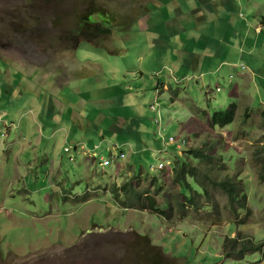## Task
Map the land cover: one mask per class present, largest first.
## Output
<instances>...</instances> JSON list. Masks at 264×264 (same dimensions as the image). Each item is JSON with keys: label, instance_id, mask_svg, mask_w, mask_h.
Wrapping results in <instances>:
<instances>
[{"label": "rangeland", "instance_id": "1", "mask_svg": "<svg viewBox=\"0 0 264 264\" xmlns=\"http://www.w3.org/2000/svg\"><path fill=\"white\" fill-rule=\"evenodd\" d=\"M263 17L264 0H0L7 79L38 82L20 122H0V264H264ZM232 104L234 122L213 128ZM190 147L224 155L250 213L210 187L215 208L161 220L103 190L132 167L170 187L174 148ZM234 237L260 249L226 257Z\"/></svg>", "mask_w": 264, "mask_h": 264}, {"label": "trees", "instance_id": "2", "mask_svg": "<svg viewBox=\"0 0 264 264\" xmlns=\"http://www.w3.org/2000/svg\"><path fill=\"white\" fill-rule=\"evenodd\" d=\"M97 15L94 16L93 12L84 13L79 20L92 26L103 20L104 16ZM236 108L237 105L232 104L226 111L214 112L209 118V124L213 128L216 126L224 128L230 125L236 118ZM174 152L170 168L171 184H168L170 187L167 186V183H163L159 176H153L150 172L143 174L142 171L139 173L135 170L133 176H128L126 179L117 180L116 176V181H112V183L108 181L103 190L109 192L121 207L147 211L161 220H171L175 215L185 219L190 208L194 210L215 208L212 204L210 187L216 188L226 195L228 208L232 212L245 210L250 213L247 207L248 195L245 191V184L237 175L229 174V167L226 165L223 154L215 158V154L212 156L203 147L185 148L181 153L177 148H174ZM223 169H227L225 171L227 175L221 178L220 174ZM149 174L151 177L148 176ZM118 176L123 177L122 174ZM260 178L264 180V163L261 166ZM143 183L147 186H145V190H140ZM166 190L170 195L167 201L164 198ZM199 199L207 200L209 203L203 205ZM230 243L232 244L231 250L228 247ZM257 248L260 249L254 241L253 243L240 244L238 238L234 237L224 243L223 255L230 257L231 253L233 255L235 253V255L241 254L243 257L247 250H257Z\"/></svg>", "mask_w": 264, "mask_h": 264}, {"label": "crops", "instance_id": "3", "mask_svg": "<svg viewBox=\"0 0 264 264\" xmlns=\"http://www.w3.org/2000/svg\"><path fill=\"white\" fill-rule=\"evenodd\" d=\"M0 60L5 65V67L0 68V81H1L0 98H2L3 103L6 102V105H4L6 107V109L0 111V122L3 124L4 127L10 129L11 127H14L17 122H20L19 120L17 122H15L13 120V118H16L18 116V119H20L21 115H20V112H19L20 108H19L18 104L21 102L20 95L23 93V89L28 91V89L31 87V90H32V86L34 85V83L37 84L38 82H35V80H36L35 71L34 72H30V73L25 75V73H23V68H22V76H23L24 79H27L26 82L21 87V81H20V78H19L18 79V83L13 84L12 83V81H13V73L7 79V76H8L7 70H8V67H9L8 63H7L8 60L6 61L3 58H0ZM17 64H18V67L21 68V64L20 63H17ZM20 71H21V69H20ZM24 76H26V77H24ZM49 83H51V81L48 80V78L40 82L41 87L45 88L46 92H47V89L49 88L47 86ZM9 101L13 102V104L11 106L7 105V102H9ZM25 112L28 113V114L31 113L32 112V108L29 109L28 111H25ZM20 151L21 150L19 149L18 152L15 154L16 161H21L18 158V154H19ZM116 158L117 157H115L114 159H116ZM87 159H88V157H87ZM117 163H115L114 165L116 166ZM115 166H114V169H115ZM135 170H136V168L132 167V170H130V173L134 172ZM143 174H145V172Z\"/></svg>", "mask_w": 264, "mask_h": 264}, {"label": "built area", "instance_id": "4", "mask_svg": "<svg viewBox=\"0 0 264 264\" xmlns=\"http://www.w3.org/2000/svg\"><path fill=\"white\" fill-rule=\"evenodd\" d=\"M219 90V89H218ZM179 139H175L173 137V139H171V137L169 138V142L171 143H177V146L180 147L181 145L185 144L186 141L185 140H181V143L179 144ZM100 164H102V166H106L109 164V161L108 160H103Z\"/></svg>", "mask_w": 264, "mask_h": 264}, {"label": "bare ground", "instance_id": "5", "mask_svg": "<svg viewBox=\"0 0 264 264\" xmlns=\"http://www.w3.org/2000/svg\"><path fill=\"white\" fill-rule=\"evenodd\" d=\"M171 139H173L172 137H171ZM182 140H185V139H182ZM180 142V141H179ZM186 144V143H185ZM185 144H183V145H181V146H184ZM66 149V148H65ZM123 155L122 154H119V158H121ZM162 167H164V165L162 164V163H160V167L159 168H161L162 169Z\"/></svg>", "mask_w": 264, "mask_h": 264}]
</instances>
